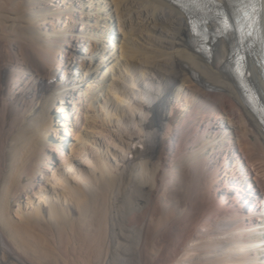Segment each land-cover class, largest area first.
<instances>
[{"label":"bare ground","instance_id":"bare-ground-1","mask_svg":"<svg viewBox=\"0 0 264 264\" xmlns=\"http://www.w3.org/2000/svg\"><path fill=\"white\" fill-rule=\"evenodd\" d=\"M52 1L0 0V264H254L264 126L226 71L231 43L195 51L167 0ZM76 3L100 31L67 28ZM58 69L70 76L54 81ZM47 145L55 166L42 174Z\"/></svg>","mask_w":264,"mask_h":264},{"label":"rangeland","instance_id":"rangeland-1","mask_svg":"<svg viewBox=\"0 0 264 264\" xmlns=\"http://www.w3.org/2000/svg\"><path fill=\"white\" fill-rule=\"evenodd\" d=\"M61 2H63V1H60V0H54V1H52V2H50V5H52V6H54L55 4H57V3H61ZM74 8H76L75 10L76 11H74L72 14V19H73V21L72 22H70L69 21V17H68V15H66V18H64V21H65V24H66V26H67V28L69 27V28H74V29H76V27H81L82 26V23H88L89 25H91V24H93V23H96L97 21H99V23H98V25L97 26H95L94 28L92 27H88V28H86V30L89 32L90 30H95V31H100V29L103 27V24H104V22H100V20L99 19H96L95 17H92V15H90V16H85V15H80V13H79V11H80V9H81V5L80 4H77L76 3V5H74L73 6ZM63 20V19H62ZM56 22H57V20H55ZM111 22V21H110ZM99 26V27H98ZM119 25H115V28L117 29H115L116 30V34L118 35V36H120V37H123V34H122V31L119 29ZM85 30V29H84ZM87 32V33H88ZM108 39V41H111V42H113V41H115V39H113V38H110V37H108L107 38ZM122 40H124V39H122ZM135 40V41H134ZM127 41V40H126ZM130 41V40H129ZM137 40L135 39V38H133V40H131L130 41V43L132 44H136L137 42H136ZM135 42V43H134ZM128 43V42H127ZM126 43V44H127ZM130 45V44H129ZM61 52H60V54H58L57 55V61L60 63V64H63L62 62L64 61V60H67V56H69L70 54H69V48L67 47V44H62L61 45ZM60 51V50H59ZM58 51V52H59ZM66 54V57L65 58H63V55H65ZM61 56H62V58H61ZM80 58V59H79ZM82 58H85L83 55L81 56V57H77V55L75 56V64H77V65H79L80 64V60L82 59ZM88 61V59H86V62ZM85 66H88V64H86V65H79V69H78V74H77V78L78 77H80L81 75H83V79L84 80H86V81H89V76H88V74L86 75V74H84V70L85 69H82L83 67H85ZM96 68H97V66H96ZM62 75H65V76H70V75H68V74H64L63 72H62V69L61 70H56V75H55V77L53 78V80L54 81H59V79H61V76ZM111 76V73H109L108 74V77H110ZM70 84V83H69ZM73 85V84H72ZM57 104V102L55 103V105ZM71 105L72 104H68V116H69V118H70V120L72 121V122H77L78 121V123H81L82 122V119L81 118H75V115H77L78 117L79 116H81V113H76L75 112V109H72L71 108ZM53 109V108H52ZM54 113H56V114H61V113H65V111L64 112H58V111H55ZM51 119H52V131L50 132V138H52V140L53 139H57L55 136H54V133H55V131H56V129H60V128H62V127H59L58 125H56L55 126V123L56 122H59L58 120H61V118H57V117H55V116H53V114H51ZM69 128L71 129H73V127H71V126H69ZM70 132V134L69 135H64L65 136V140L63 141V145H65V144H67L69 141H72L73 140V137L72 136H74V133H72V130H70L69 131ZM61 133H63V131H61ZM51 143V145H53V144H56L55 142L53 143V141L52 142H50ZM47 147H48V149L46 150H44L43 151V153H44V156H45V162L48 160V159H50V161H53V162H46V164H41L42 166H40V171H42L43 173L42 174H44V173H48V174H51V172H47V168L48 167H53V166H55V162H54V159L53 158H55V153H53V152H51V150H49V147H50V145H47ZM64 147V146H63ZM56 158H57V155H56ZM58 161H59V159H58ZM42 174H39L38 176H40V178H41V176H43ZM49 181V179H46V181ZM30 194H32L33 195V193H30ZM24 199V201L26 202V197H24L23 198ZM261 201H262V203H261V209L259 210V211H257V212H255L254 214H250V212L248 211V209H244L242 212H241V215L240 216H234V219H245L247 216L248 217H250V215H252L253 217H257V216H263V217H259L260 218V222L262 221V218H264V199L262 200V199H260ZM25 202H24V204H25ZM23 203L21 204L22 206L24 205ZM250 214V215H249ZM258 218V217H257ZM233 218H229V220H232ZM254 226H258V229L260 228H263L264 227V225H254ZM231 234V233H230ZM230 234H228L229 236H230ZM231 235H233V234H231ZM257 247H258V250H259V252H260V255H259V259H257L255 262H254V264H264V241L263 242H259L258 244H257ZM221 249H223V248H221ZM227 250V249H226ZM226 250L224 249V250H222V251H224V252H226ZM193 253H195V251H193ZM258 261V262H257ZM257 262V263H256Z\"/></svg>","mask_w":264,"mask_h":264},{"label":"snow or ice","instance_id":"snow-or-ice-1","mask_svg":"<svg viewBox=\"0 0 264 264\" xmlns=\"http://www.w3.org/2000/svg\"><path fill=\"white\" fill-rule=\"evenodd\" d=\"M240 3L244 5L245 3L247 4L248 7H253L255 6L254 0H240ZM225 27H227V24H225ZM248 35H251V33H248Z\"/></svg>","mask_w":264,"mask_h":264}]
</instances>
